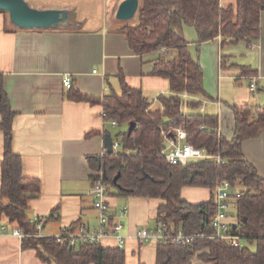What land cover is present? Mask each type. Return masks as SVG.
<instances>
[{"label": "trees", "instance_id": "trees-1", "mask_svg": "<svg viewBox=\"0 0 264 264\" xmlns=\"http://www.w3.org/2000/svg\"><path fill=\"white\" fill-rule=\"evenodd\" d=\"M263 6L264 0H235L226 5L220 0H140L137 22L116 29L125 35L134 53L158 52L151 73L167 78L168 92L158 94V104L152 105L141 89L125 82L121 69L117 73L119 92L88 95L73 86L67 89L70 99L101 105L105 125L102 132H109L113 139L119 140L118 150L87 156L91 167L102 171L108 195L160 199L154 226L164 224L172 231L182 229L186 233L206 235L191 245L172 241L156 243L154 264H186L194 256L206 264H264V177L241 149L245 139L264 132V105H233V136L230 139L222 136L218 132V116L199 110L202 101L210 97L203 87L200 62L192 57L184 34V26L192 27L197 46L217 36L221 47L250 41L259 34ZM162 46L173 53L165 56L159 50ZM227 63L228 57L222 55L220 67L225 68ZM237 67L240 74L236 80L240 76L256 75V70L249 65ZM183 92L188 97L183 99ZM14 115L0 73V130L3 132L0 217L14 222L25 233H33L37 228L29 217L28 199L38 194L40 182L23 174L21 157L12 149ZM111 120L118 127L114 133L109 130ZM130 121L135 125L129 133ZM173 126H182L188 133V142L210 154H219L223 162L202 159L186 164L168 163L160 155L164 145L161 129L169 130ZM223 179L240 191L230 207L234 213L232 224H236L233 232L241 239V244L236 246L208 236L213 233L214 191ZM184 186L207 188L209 198L187 201L181 196ZM77 226L74 223L67 228L74 230ZM21 244L23 248H33L38 258L50 264H125L124 250L99 242L80 243L69 249L68 244L55 241L51 235H25Z\"/></svg>", "mask_w": 264, "mask_h": 264}, {"label": "crops", "instance_id": "crops-1", "mask_svg": "<svg viewBox=\"0 0 264 264\" xmlns=\"http://www.w3.org/2000/svg\"><path fill=\"white\" fill-rule=\"evenodd\" d=\"M26 1L33 7L68 12V22L53 28H19L0 10V73L15 111L12 149L21 157L23 174L39 179L38 194L28 199L29 217L41 218L39 233L49 236L74 223H96L97 210L89 194L95 169L87 156L105 152L101 105L68 98L62 84L64 75L72 76L73 88L81 93L101 95L120 91L117 73L121 69L125 82L141 89L152 105L156 104L158 94L168 92V80L151 73L158 52L138 55L130 49L125 35L116 30L118 25L110 19L109 0ZM63 24L75 27L66 28ZM184 34L192 57L200 62L203 87L210 97L204 100L203 111L218 116V132L230 139L234 132L232 106L264 105V6L259 34L250 41L221 47L220 37H215L197 46L192 27L184 26ZM222 55L228 57L225 68L220 67ZM237 65H249L256 70L255 91L247 85L249 78L240 76L236 80L240 74ZM110 127L117 129L115 125ZM241 149L264 177V132L245 139ZM2 152L0 130V161ZM187 187L197 193L184 198L182 191ZM209 195V189L204 187L181 189L182 198L190 202L207 200ZM107 201L112 209L127 204L122 231L128 235L141 226H154L161 202L157 198L120 195H108ZM151 220L153 224H149ZM14 227V222L0 217V264H50L38 258L33 248L22 247L21 239L11 234ZM101 244L115 246V239L105 238ZM155 246L154 241L140 246L133 237L128 238L125 264H154ZM186 264L206 263L194 256Z\"/></svg>", "mask_w": 264, "mask_h": 264}, {"label": "built area", "instance_id": "built-area-1", "mask_svg": "<svg viewBox=\"0 0 264 264\" xmlns=\"http://www.w3.org/2000/svg\"><path fill=\"white\" fill-rule=\"evenodd\" d=\"M159 50L163 53L166 48L162 46ZM62 84L65 89H69L73 86L72 76L69 73L64 75ZM248 87L250 90H256L255 76L249 78ZM181 96L183 99L188 97L186 92H183ZM203 104L204 100L199 108L200 111L204 110ZM110 124L113 126L116 125L115 120H111ZM202 128L203 125H200L199 129ZM161 135L164 140V145L160 150V155H162L168 163L186 164L192 160L202 159H215L217 163L223 162L219 154H210L204 148L195 147L188 142L186 140L188 133L182 126H173L169 130L161 129ZM119 146V140L112 139L113 151H116ZM94 176L95 178H93L89 194L93 197V204L97 210L96 223L90 226L78 225L74 230H70L67 227L63 228L58 233L51 235L54 237L55 241L73 247L80 243H101L103 239L112 237L115 239V246L120 250H124L126 240L130 237H133L138 245L141 246L149 241H154L155 243L172 241L177 244L191 245L195 239L206 236L201 232L186 233L182 229L172 231L164 224L151 227L141 226L133 235L123 233V221L128 214L127 204L112 209L107 201L108 191L107 185L103 182L102 171L96 170ZM239 195V189L233 186L227 179L220 181L214 191L216 210L211 217L213 233L208 236L222 239L231 246L241 244L240 236L233 232L232 215L230 214L231 202ZM32 221L33 225L37 228L36 232L25 233L22 228L16 226L12 229L11 234L20 239L25 235H40L39 229L41 221L39 217H34ZM2 230L4 231L3 227Z\"/></svg>", "mask_w": 264, "mask_h": 264}, {"label": "water", "instance_id": "water-1", "mask_svg": "<svg viewBox=\"0 0 264 264\" xmlns=\"http://www.w3.org/2000/svg\"><path fill=\"white\" fill-rule=\"evenodd\" d=\"M139 0H121L115 11V17L120 20L130 19L138 9ZM0 10L8 15L9 21L19 28H53L68 22L66 9L37 8L29 5L26 0H0ZM135 122L130 121V133ZM103 143L106 152H113L112 137L109 132L104 133ZM117 175L114 177L116 179ZM235 228L236 224L233 223ZM72 247L69 246V249Z\"/></svg>", "mask_w": 264, "mask_h": 264}, {"label": "rangeland", "instance_id": "rangeland-1", "mask_svg": "<svg viewBox=\"0 0 264 264\" xmlns=\"http://www.w3.org/2000/svg\"><path fill=\"white\" fill-rule=\"evenodd\" d=\"M121 0H109V8H108V12H109V14H110V19L111 20H113V21H115V25H118V26H123V25H128V24H131V25H133V24H135L136 22H137V11H136V13L134 14V16L132 17V18H130V19H126V20H120V19H117L116 17H115V11H116V9H117V6H118V4H119V2H120ZM139 2H140V0H139ZM111 3H112V8H110V5H111ZM220 3H221V1H220ZM222 4V3H221ZM226 4H228V3H223L222 5H226ZM30 5V4H29ZM139 6V5H138ZM138 10V9H137ZM64 25V24H63ZM64 27H65V25H64ZM68 28H72V27H75L74 26V24L73 25H70L69 24V26H67ZM117 30V29H116ZM117 31H119V30H117ZM233 45H236V44H233ZM232 45V46H233ZM164 54H165V56H169L171 53H173L172 52V50L171 49H167L166 48V50L163 52ZM195 54L197 55L198 54V52H197V50H196V52H195ZM249 82V81H248ZM247 85H248V83H247ZM158 104V100L156 101V104L155 105H157ZM116 128H118V127H116ZM109 130L112 132V133H114V131H115V128H113V127H110L109 126ZM118 150V149H117ZM194 193H197V191H195V190H193L192 188H190V187H187V188H185L183 191H182V195H183V197L184 198H188V197H192L193 195H194ZM205 193V192H204ZM230 214L231 215H234V213H233V210H231L230 211ZM149 224H153V221L151 220L150 221V223ZM243 243H245V241L243 240L242 241ZM251 247H253V244H249Z\"/></svg>", "mask_w": 264, "mask_h": 264}]
</instances>
